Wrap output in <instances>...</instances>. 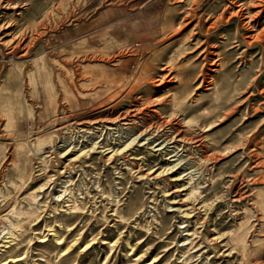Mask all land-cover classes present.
Instances as JSON below:
<instances>
[{"label": "rangeland", "instance_id": "374dc122", "mask_svg": "<svg viewBox=\"0 0 264 264\" xmlns=\"http://www.w3.org/2000/svg\"><path fill=\"white\" fill-rule=\"evenodd\" d=\"M79 5L0 3V239L16 236L0 264H264V0H163L62 44L53 34ZM54 179L70 180L59 201L78 208L56 224ZM34 190L28 223L17 212Z\"/></svg>", "mask_w": 264, "mask_h": 264}, {"label": "bare ground", "instance_id": "6f19581e", "mask_svg": "<svg viewBox=\"0 0 264 264\" xmlns=\"http://www.w3.org/2000/svg\"><path fill=\"white\" fill-rule=\"evenodd\" d=\"M234 2V1H233ZM235 5V4H234ZM189 47V46H188ZM188 49V48H187ZM188 51V50H187ZM202 51V50H201ZM200 52V51H199ZM178 56V55H177ZM204 58H206V57H204ZM207 59V58H206ZM219 59V58H218ZM205 61V60H204ZM216 61V60H215ZM215 61H213V66L214 67H218L220 64H217ZM215 62V63H214ZM212 64V63H211ZM222 65V64H221ZM215 71V70H214ZM212 82V81H211ZM210 82V83H211ZM212 84V83H211ZM215 84V83H214ZM7 85V84H6ZM213 86V85H212ZM4 87V86H3ZM207 87V86H206ZM5 88V87H4ZM7 88V87H6ZM5 88V89H6ZM208 89V88H207ZM210 89V88H209ZM0 90H1V88H0ZM2 91V90H1ZM181 114V113H180ZM133 116V115H132ZM124 120V119H123ZM126 120V119H125ZM123 125H127L126 123L125 124H122V126ZM121 126V124H120V127H122ZM131 128V127H130ZM119 129V128H118ZM128 130V129H127ZM76 132V131H75ZM77 134H79V133H82L83 135H85L86 133H90V132H86V131H77L76 132ZM74 134V133H73ZM76 135V134H75ZM84 138V137H83ZM70 139V137H64L60 142L62 143V146H60V148H62L58 153H57V155H60V156H64V155H66L68 152H69V147L67 146H64L65 144H67L68 143V140ZM71 141H72V139H71ZM189 141V140H188ZM135 141L133 140V141H131L130 143H129V145L130 144H132V143H134ZM91 145H92V147H94L96 144H97V142H95L94 140H92L91 141V143H90ZM42 145L43 144H41V143H32L31 144V147H32V150H31V152H30V161L31 162H33V160L34 159H36V161L38 162V165L39 164H43V162H44V151L42 150ZM129 145H126L125 147H127V146H129ZM71 146V145H70ZM106 146H108L107 144H104V147H106ZM59 148V149H60ZM58 149V148H57ZM93 149V148H92ZM79 151H80V154H84L86 151H85V149L84 148H81V149H79ZM120 151H122V150H120ZM108 153H110V152H107L106 154H108ZM169 155V153H165V156H168ZM58 157V156H57ZM113 157V155H110V156H108V158L106 159V162H108V161H110V159ZM169 159V158H168ZM176 166V165H175ZM174 166V167H175ZM32 167V166H31ZM31 167H28V168H25L23 171H22V173L20 174V179H21V181H22V183L23 182H25V181H27V180H29V179H33L34 178V172H33V168H31ZM173 167V166H172ZM171 167V168H172ZM15 168L16 169H19L18 168V166H15ZM170 168V169H171ZM13 169V168H12ZM37 171H40L41 173H44V171H45V168H42V169H38ZM57 173H58V175H61L62 173H63V171H59V170H57ZM180 176H181V173H180ZM191 180H192V177H190V180H189V194L190 195H194L195 193H198L199 192V183H197L196 185H194V184H192L191 183ZM57 181H59V182H57ZM70 182V180H68V179H65V180H59V179H54L53 181H52V183H58V185L57 186H53L54 188L56 187V188H60V190H58V192H61V194L60 195H57V193H53L52 195H53V197H54V199L57 201L56 202V204L54 205V206H52L51 207V213L53 214L52 215V217H53V221L55 222V224H56V222H58V220H59V218H64V217H73L74 215H75V213H76V211L78 210V208H75V207H71L70 205H68L67 204V200H64V201H59V199H61V197H62V195L63 194H65V193H68L69 191H67V184ZM24 184V183H23ZM46 184H47V181L45 182V183H42L37 189L35 188V190H41V191H44L45 189H47L48 187L46 186ZM33 191V192H28V193H30V195H29V204H28V208L24 211V212H17V214L18 215H20L19 217H21V216H23V221H25V222H28V223H33V222H35V221H37L38 220V216L36 215V213L38 212V210H39V208H38V205L40 204V202H39V197H38V195L36 194V191ZM62 190V191H61ZM32 191V190H31ZM27 194V193H26ZM112 196V195H111ZM109 197V196H108ZM109 198H111V197H109ZM112 198H115L114 197V195L112 196ZM25 203V202H24ZM26 204V203H25ZM112 204H114V206H116L117 205V202H116V200L114 199V201H113V203ZM72 205V204H71ZM74 206V205H73ZM205 206V205H204ZM203 206V207H204ZM167 207L169 208L170 206L167 204ZM20 209H22V207H20ZM114 212H116V209L114 208ZM118 212V211H117ZM14 213H15V210H13L10 214L11 215H14ZM9 214V215H10ZM65 214V216H63ZM11 215H10V217H11ZM13 217V216H12ZM19 217H16V219L17 218H19ZM118 218H121L120 216L118 217ZM3 219H5L6 221H8V224H9V226L12 228V227H16V225L14 224V222H12L11 220H10V218H9V216H5ZM20 219V218H19ZM18 219V220H19ZM118 220H122V218L121 219H118ZM46 223V222H45ZM31 225H33V224H31ZM31 225L29 226V227H31ZM53 225V224H52ZM59 225H61V224H59ZM242 226V225H241ZM21 227V226H20ZM51 227H53V226H50V228ZM68 228L67 229H65V230H71L72 229V227H69V226H67ZM49 228V229H50ZM58 228H60L59 226H58ZM71 228V229H70ZM180 228L181 229H184L183 231L184 232H186L187 230H186V225H185V222H182V223H180ZM240 228V227H239ZM48 229V230H49ZM51 231H53V239L55 240V242H57V244L56 245H60L61 244V240H62V238H61V235H59L58 234V232H56L54 229H51ZM16 232V231H15ZM67 232H69V231H67ZM1 233H2V237H1V239H0V248H4V249H7V248H10V246L11 245H9V244H11L13 241H14V239L16 238V236L12 233V231L10 230V229H8V228H5V227H3L2 229H1ZM52 234V233H51ZM21 236V235H20ZM19 236V237H20ZM44 236V235H43ZM79 236V235H78ZM186 236V235H185ZM190 236V235H189ZM233 236V235H232ZM26 237V236H25ZM43 238V237H42ZM78 238V237H77ZM24 239V238H23ZM40 239V242H44V240H41V238H39ZM237 239V238H236ZM28 240V239H27ZM17 241V240H16ZM29 241V240H28ZM73 241V240H72ZM78 242V241H77ZM191 241H190V239H189V237L188 236H186V237H183V239L182 240H180V242H178V244H180V248H183L184 249V247L187 245V244H189ZM66 243V242H65ZM111 243V242H110ZM241 244H243V243H245V241L243 240V243L242 242H240ZM16 244V243H15ZM67 244V243H66ZM65 244V245H66ZM68 244H69V242H68ZM232 244V243H231ZM13 245H14V243H13ZM63 245V244H62ZM111 245V244H110ZM233 245V244H232ZM16 246V245H15ZM64 246V245H63ZM62 246V247H63ZM67 246V245H66ZM65 246V247H66ZM244 246V245H243ZM13 247V246H12ZM74 247V246H73ZM90 247V246H89ZM234 247V246H233ZM241 247V246H240ZM239 246H236V247H234V249L237 251H240V255H242L241 254V248H240ZM15 248V247H14ZM130 248V247H129ZM66 250L67 249H65V250H63L64 252L62 253L63 255H65L66 254ZM181 250V249H180ZM233 250V249H232ZM4 251V250H3ZM129 251V250H128ZM183 251V250H182ZM244 252V251H243ZM6 253H7V251H6ZM185 253V252H184ZM56 254V253H55ZM186 254V253H185ZM23 254H19V255H16V256H10V258L9 259H11L10 261H13V262H18V261H20V260H22V258H21V256H22ZM58 255V254H57ZM62 257V256H61ZM182 258H183V261L185 262V264H187V261L189 260V259H191V257L190 256H185L184 254L181 256ZM61 259V258H60ZM59 260V259H58ZM2 262V261H1Z\"/></svg>", "mask_w": 264, "mask_h": 264}, {"label": "crops", "instance_id": "0c3cea01", "mask_svg": "<svg viewBox=\"0 0 264 264\" xmlns=\"http://www.w3.org/2000/svg\"><path fill=\"white\" fill-rule=\"evenodd\" d=\"M33 0H7V4L16 6H25ZM163 0H79V8L76 14L71 18L67 26L62 27L56 32V40L70 42L74 35L78 34L77 26L80 29H86L88 32H100L108 26H113L121 22L124 18L135 15L133 9L137 11L144 10L146 15L153 16L160 12V4ZM130 10V12H128ZM141 14V12L139 13ZM121 28V26H119ZM123 27V26H122ZM84 31V30H83ZM52 39V38H51ZM50 40V39H49ZM47 45V43H46ZM57 45V44H54ZM0 56L3 55L0 51ZM3 60H0V74L2 72Z\"/></svg>", "mask_w": 264, "mask_h": 264}, {"label": "built area", "instance_id": "2783aa9c", "mask_svg": "<svg viewBox=\"0 0 264 264\" xmlns=\"http://www.w3.org/2000/svg\"><path fill=\"white\" fill-rule=\"evenodd\" d=\"M6 2H7V0H0V3H2L3 6L7 4ZM0 60H3V59L1 58V56H0Z\"/></svg>", "mask_w": 264, "mask_h": 264}]
</instances>
